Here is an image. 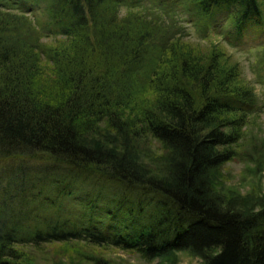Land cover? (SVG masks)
Instances as JSON below:
<instances>
[{"label":"trees","instance_id":"16d2710c","mask_svg":"<svg viewBox=\"0 0 264 264\" xmlns=\"http://www.w3.org/2000/svg\"><path fill=\"white\" fill-rule=\"evenodd\" d=\"M142 2L0 0V163L64 160L71 186L112 184L117 210L63 215L50 197L35 219L0 206V264H126L110 248L157 264L181 251L202 264H264V151L241 145L264 100L219 42L202 50L172 14L177 5L207 33L228 10L240 37L264 23V0H150L136 12ZM254 71L264 84V48ZM235 158L256 177L245 193L227 181ZM61 185L57 196L72 192Z\"/></svg>","mask_w":264,"mask_h":264},{"label":"rangeland","instance_id":"374dc122","mask_svg":"<svg viewBox=\"0 0 264 264\" xmlns=\"http://www.w3.org/2000/svg\"><path fill=\"white\" fill-rule=\"evenodd\" d=\"M146 3H150V0H144L139 6L134 7L135 11L144 13V8L147 6L145 5ZM128 10L129 8L127 7H122L121 9L123 14ZM178 11L179 8L175 5V10L172 12L173 22L177 24L179 29L180 26L181 28L183 27L184 31H182L186 34L185 38L192 44L199 45V48L205 51L211 49L213 43L219 42L224 48L226 55L239 62L243 75L255 86L259 95V102H262L264 100V84L256 80L254 67L264 48V23L260 27L248 26L240 37L239 35L230 36V33L234 31H232L233 27H231L228 20V10H225L215 17L214 24L216 29H212V26L211 28L208 27V32L206 33L201 23L193 19L187 20L186 13H178ZM255 142L260 143V150L264 151V110L261 111L256 122L252 123L251 127L247 129L241 145L244 151L247 152L253 149ZM154 143L156 144V142ZM5 164L7 166L0 163V206L5 207L4 214L7 217H12L18 213L21 206H23L22 213H29L35 219H38V216H47L50 210L45 208L43 202L48 206L50 197L57 198L58 204L60 201L64 202L63 212L60 211L63 215H69L71 214L70 212L76 213L80 210L81 214L89 217L95 216L97 220H101V217L107 219V216L111 215V211H117L111 200H109L112 198V184L100 182L96 185L93 182L95 179L91 177L90 179L82 178L83 181L81 178H76L74 185L71 186L67 182H71L72 178L74 179L76 169L64 160L41 155L37 158L15 160ZM225 173L228 175L227 181L229 184H237L244 193L250 189L252 181L256 180V177L247 171L245 159L235 158L228 162L225 167ZM246 178L247 180H245ZM261 178V182L256 180V185L258 186L261 183L264 191V166ZM63 179L65 181L61 182ZM58 183L62 184L61 187L63 189H71L72 187V192L66 195L61 193L57 196L55 190ZM67 184L68 187L64 188ZM44 185H47L48 189L41 190ZM81 185L85 190H82ZM89 197L90 199L88 200L95 205L91 208H85L82 204ZM147 199L150 198L148 197ZM25 204L26 206H24ZM146 212L148 213V211ZM147 213L145 214L147 215ZM81 214H76L79 220L81 219ZM121 219L122 215L119 213L113 218L115 221H121ZM88 248L89 246H83L85 250ZM56 249L57 245L45 247L43 250L46 256H51ZM106 254L121 256L126 264H157V260L143 258L134 251H127L121 248H110ZM176 264H202V259L198 256L190 255L188 252L181 251Z\"/></svg>","mask_w":264,"mask_h":264}]
</instances>
